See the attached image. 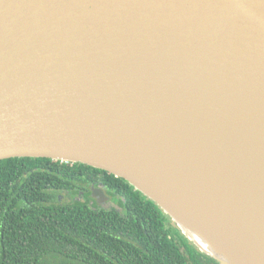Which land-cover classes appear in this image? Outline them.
Instances as JSON below:
<instances>
[{
	"label": "water",
	"instance_id": "obj_1",
	"mask_svg": "<svg viewBox=\"0 0 264 264\" xmlns=\"http://www.w3.org/2000/svg\"><path fill=\"white\" fill-rule=\"evenodd\" d=\"M12 158L122 178L228 264L156 197L198 182L234 235L261 224L264 253V0H0V161Z\"/></svg>",
	"mask_w": 264,
	"mask_h": 264
},
{
	"label": "trees",
	"instance_id": "obj_2",
	"mask_svg": "<svg viewBox=\"0 0 264 264\" xmlns=\"http://www.w3.org/2000/svg\"><path fill=\"white\" fill-rule=\"evenodd\" d=\"M93 187L107 206L91 198ZM0 264L220 263L126 180L84 164L12 158L0 161Z\"/></svg>",
	"mask_w": 264,
	"mask_h": 264
},
{
	"label": "bare ground",
	"instance_id": "obj_3",
	"mask_svg": "<svg viewBox=\"0 0 264 264\" xmlns=\"http://www.w3.org/2000/svg\"><path fill=\"white\" fill-rule=\"evenodd\" d=\"M188 185L192 191L163 190L159 193L161 196L156 197L166 203L167 208L192 237L206 242L205 245L211 246V252L226 263L239 264V261L250 258L258 261L257 264H264V253L257 246L260 243L261 224L249 226V239L234 235L227 208L223 200H220L221 197L208 194L198 182L196 185ZM181 189H187L186 185L181 186ZM156 192L158 193L157 190ZM168 192L174 194L167 195ZM177 194H183V199H179ZM253 237H256L257 245Z\"/></svg>",
	"mask_w": 264,
	"mask_h": 264
},
{
	"label": "flooded vegetation",
	"instance_id": "obj_4",
	"mask_svg": "<svg viewBox=\"0 0 264 264\" xmlns=\"http://www.w3.org/2000/svg\"><path fill=\"white\" fill-rule=\"evenodd\" d=\"M97 190L101 191L105 197V201L102 203L98 200V198L93 196L95 191H97ZM91 198L94 200V202H96L100 206H104V205L107 206L111 201V199L105 194V192L103 190L98 189V188H94V187L92 188V191H91Z\"/></svg>",
	"mask_w": 264,
	"mask_h": 264
},
{
	"label": "rangeland",
	"instance_id": "obj_5",
	"mask_svg": "<svg viewBox=\"0 0 264 264\" xmlns=\"http://www.w3.org/2000/svg\"><path fill=\"white\" fill-rule=\"evenodd\" d=\"M66 198V196H63V199H65Z\"/></svg>",
	"mask_w": 264,
	"mask_h": 264
}]
</instances>
